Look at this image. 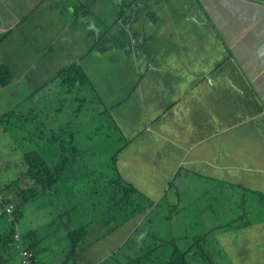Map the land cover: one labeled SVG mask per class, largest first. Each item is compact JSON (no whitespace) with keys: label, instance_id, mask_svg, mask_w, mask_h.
Instances as JSON below:
<instances>
[{"label":"crops","instance_id":"0c3cea01","mask_svg":"<svg viewBox=\"0 0 264 264\" xmlns=\"http://www.w3.org/2000/svg\"><path fill=\"white\" fill-rule=\"evenodd\" d=\"M75 62L89 83L72 90L120 138L117 176L186 212L213 264H264V0H0V65L13 76L0 91L22 84L29 103L63 93L57 72Z\"/></svg>","mask_w":264,"mask_h":264},{"label":"trees","instance_id":"16d2710c","mask_svg":"<svg viewBox=\"0 0 264 264\" xmlns=\"http://www.w3.org/2000/svg\"><path fill=\"white\" fill-rule=\"evenodd\" d=\"M57 77L66 90L83 87L89 83L79 62L60 68L57 72ZM12 79L13 76L9 69L0 65V85L6 86ZM43 102H45V100H40L41 104ZM47 118H49V116ZM41 123L45 125V122L41 120L34 128L32 125V128L29 127L27 131L25 127L23 133H20V135L15 138H11V143L9 145L7 144L5 148L10 149L9 155L10 152H13V155L19 153V155L13 160L4 156V162H0V210H2L0 218L8 216L6 223L2 222L0 219V224L2 225L0 230V264H44L40 261L38 256L42 251L39 248L40 240L35 237L34 231L32 230L31 232L29 231L25 234H21L17 228L18 224L16 223V218L20 211V205L26 203L30 198H33L35 193H39V195H43L47 198L50 190L60 180L62 186L60 185L61 189L58 191H62L64 188L68 191L69 187L70 192L63 195L61 199V196H56L58 199L57 204L64 203L66 205V207L64 206L62 208V211L66 212V215L69 212L75 211V219L79 216L86 220L85 223L74 220L73 223L76 225L71 224V226H66L65 237L68 240V248L62 264H69V262H71V264H79L78 256L84 250L86 251L89 249L98 251L99 249L95 246L99 243L98 239L105 238L108 234H111L119 228L121 222H117L115 217H111L110 209L112 208H117L119 215L124 217L127 216L125 219L126 222L132 221L137 215L144 214L146 211L147 214L142 219L141 223L136 226V230H134L129 235L128 239L118 247L121 252L117 254L113 253V255L107 256L104 259L101 258V261L105 259H108V261L116 259L118 261L117 264H133V261H137L138 264H189L188 259L194 257L199 258L201 263L206 262L204 264H213V262L211 263V259L209 260V257H206V252L203 250L204 245L202 242L206 235L198 233L199 229H201L200 225L199 228L190 227L193 226V224L189 223V220L181 219L184 212L178 211L177 207H172V205H170L167 212H163L164 215L161 216V218L171 228H176L177 225H185L187 228L180 232L182 236H179L176 240H167L165 242L158 234L149 233L156 225L155 222L158 217L157 212L163 207L164 203L161 202L156 204L148 198H146V200L134 189V187L122 181L121 178L117 176L115 162L121 147L118 144L120 138H116L117 135L114 132V126H109V128H94V137H92L91 133H86L85 130L78 129L77 133H80V139L75 138L77 133L72 131L71 128L67 133H63L66 129L61 127L60 130H62V132L59 133V136L62 138L53 137V139H57L53 145L51 138H44L42 136L43 129H40ZM109 124L111 123H107V125ZM112 129L113 132L111 133ZM110 133L111 135H109ZM90 136L96 142V148L99 147L103 149H85L92 140ZM77 144L78 147H76ZM0 147L3 146L0 144ZM111 147L114 148L110 149ZM44 149H46V151L47 149H56L57 154L56 151L53 150V154L50 157L51 159H46L43 152ZM58 149H65V153L60 152ZM104 151H108L105 157L107 161L104 159L102 163ZM65 156L66 159H59L57 162L53 160V158H64ZM77 161L81 163L80 167H74ZM67 163H69L70 166H66ZM78 168L80 172L77 171ZM81 168L84 169L82 172ZM84 173L88 175L90 180L93 175L95 178L106 179V182L103 183L105 187H102L103 190L105 189V193L108 194L107 201L110 203L106 211H103L100 207L102 202L99 200L98 202L97 200L93 201L90 199L91 201L84 202L86 198L89 197H85V200H82L85 204L78 209L77 206L79 201L77 198V200L75 199L76 196L72 190L74 183L73 179L78 182ZM71 179L72 181H69ZM66 180L69 182L68 186L66 185ZM81 184L87 186L86 183ZM13 187L17 188L15 193H13ZM97 193L99 194L100 190L90 189L89 192H86V196H93ZM70 197L75 199V203L71 205ZM261 197L264 199V195H261ZM50 201L53 202L51 199ZM8 208L10 210L9 213L5 211ZM47 213L46 211L45 214L48 215ZM67 221H70V218H67ZM232 222L233 221L228 222V226H230ZM9 223L11 226H9ZM147 223L148 226H150V230L147 234H145V230H141L140 232V229L147 225ZM6 224L7 226L5 227ZM233 226L236 227L235 225ZM93 228L99 229L102 233H94L92 231ZM193 230L198 231L197 233H192ZM91 231L95 235L97 234L96 238L92 235L91 238L89 237L90 234H92ZM138 233L143 234L144 237L137 240V244H139L137 247L138 250H132V252H135V254L141 252V256L145 263L142 262L141 258L126 259L124 254V249H131L134 235ZM147 235L150 236L148 237ZM148 238L152 239L151 244L148 243ZM184 240V244L181 245V242ZM144 243L147 245L146 248L143 246ZM114 244H118V242ZM153 250L156 251V253H154Z\"/></svg>","mask_w":264,"mask_h":264},{"label":"rangeland","instance_id":"374dc122","mask_svg":"<svg viewBox=\"0 0 264 264\" xmlns=\"http://www.w3.org/2000/svg\"><path fill=\"white\" fill-rule=\"evenodd\" d=\"M16 84V83H15ZM14 85H12L13 87ZM15 89H10V92H14V96H8V93L6 91L1 90L0 91V144L3 147H0V162H4L3 157L6 156L8 159H14L19 153L14 154L13 152L9 153V148H5V146L11 143L10 139L15 138L20 135V133H23L26 127V130H29V127L33 128L35 125H38L41 120L45 122L44 124H40L42 128V136L44 138L49 137L51 138V141L53 145L55 144V141L57 139H53V137L62 138L59 136V133L62 132L61 127L66 129L63 133H67L69 129L71 128L72 131L77 133L79 130H85L86 133H91L92 137H94V128L97 127H104L107 128L108 125L106 121V116H104L105 112L102 110L101 106L97 104H90L87 102L85 96L81 94L78 90H69L70 93H67L68 90H63V93L59 89H53L52 87L45 92L48 94V96H42V100H45L42 104L40 101L36 103L37 100H39V97L35 98L33 101L30 98V103L28 101V96H26V90L22 86V84H16ZM50 98V99H49ZM33 102V105H32ZM7 107V108H6ZM6 109V110H5ZM34 109V110H32ZM49 116V118H47ZM59 130V132H58ZM62 133V134H63ZM105 133V132H104ZM64 135V134H63ZM65 136V135H64ZM91 137V136H90ZM89 145L85 149H103V148H96L97 144L93 140V138ZM76 139H80L81 135L80 133H77L75 135ZM114 138V137H113ZM112 138V139H113ZM35 144V142H34ZM78 147V144L76 145ZM114 147H111L110 149H113ZM13 149V148H12ZM56 149H44V155L46 159H51V155L53 154L52 151ZM60 152L65 153V149H58ZM49 152V153H48ZM73 152V151H72ZM47 153V154H46ZM108 151H104V155L102 157V163L104 162L106 154ZM57 154V151H56ZM112 154V152H111ZM59 159H66V156L64 158H53L54 161L57 162ZM106 160V159H105ZM107 161V160H106ZM75 162V161H74ZM70 166L69 163L66 164V166ZM81 163L77 161L74 165L77 167H80ZM104 169V168H102ZM101 169V170H102ZM84 169L81 168V172ZM77 171L80 172L79 168ZM108 174V173H107ZM111 174V172H110ZM79 178V177H78ZM77 178V179H78ZM97 179V180H96ZM102 178H95L94 175L92 179L90 180L88 178V175L85 173L82 175L81 179L78 182L86 183L87 186L82 185L81 183L76 182L73 179V188L72 190L75 193V199L77 198L79 201L78 209H80L82 206H84V202L89 201L90 199L93 201H100L102 202V205L100 206L103 211H106L110 206L108 199V194L105 193V189L103 190L102 187L104 186V182H106V179ZM66 185H69L68 180H66ZM69 181H72L69 180ZM61 180L53 186V188L50 190L48 197H44L43 195H39V193H35V196L33 198H30L26 201V203H23L20 205V211L18 213V216L16 218L17 228L21 234H25L26 232L34 231L35 237L40 240L39 242V248L42 250L40 254H38L39 259L44 264H62L64 261L65 253L68 248V240L65 237V230L66 226L71 224L76 225L73 223L74 220L77 222L81 221L83 223L86 222V220L82 217H76L74 218L75 211L69 212L66 215V212H63L62 208L66 205L64 203L57 204L58 199L56 196H61L60 199L63 197V195H66L70 192L69 187L68 191L65 190L64 186L62 191H58L61 189ZM59 185V186H58ZM62 186V185H61ZM57 187V188H56ZM190 187V186H189ZM83 188V189H82ZM191 188V187H190ZM90 189L98 191L100 190V193L95 194L93 196H86V192H89ZM107 189V188H106ZM15 190H17L16 187H13V193H15ZM20 190V189H18ZM54 191V192H53ZM181 197L184 199L186 195L183 192H180ZM237 196V190L231 191V197ZM85 197L86 201L82 202V200ZM71 198V197H70ZM50 199L53 201L51 202ZM75 199L71 198L70 205L75 203ZM76 199V200H77ZM85 200V199H84ZM90 200V201H91ZM98 201V202H99ZM230 205L233 206L232 200H230ZM224 202V201H223ZM60 203V202H59ZM69 204V203H68ZM88 205V204H86ZM226 205L225 207H227ZM223 207V208H225ZM169 208H165L164 205L160 210H158L157 214V220L155 222V226L152 228V230L149 232L150 234H158L160 238H162L163 241L167 240H176L179 236H182L180 232H182L183 229L187 228L184 226L177 225L176 228H171L169 225L165 223V221L161 218V216L164 215L163 212H167ZM48 212L46 215L45 212ZM187 211V210H186ZM77 212V210H76ZM236 212V209L234 211ZM186 213V212H185ZM184 213V214H185ZM233 213V217L229 219L226 215H223L222 218V225L226 224L229 220H235L238 214L235 215ZM0 214H2V210H0ZM111 217H115L117 222H126L125 219L127 216H122L118 214L117 208L110 209ZM169 214V213H167ZM8 217V216H7ZM6 216L1 217L0 219L2 222L6 223V220L8 219ZM67 218H70V221H67ZM136 220L141 222V218H136ZM220 224V223H218ZM233 225H237L235 222H233ZM7 224L5 225V227ZM9 226L10 223H9ZM2 228V225L0 224V230ZM146 231L145 234L150 230V226L145 225L140 229V232ZM222 230H228L233 231V229L224 228ZM92 231L94 233H102L99 229L93 228ZM91 231V233H92ZM170 231V232H168ZM121 232V231H119ZM117 232V233H119ZM179 232V233H178ZM94 233L90 234L96 238L97 234ZM148 237L150 235H147ZM111 237L110 234H108L105 238H99V243L95 246L99 249L98 251L90 250L85 251L86 257L85 261L86 264H117L118 261L116 259L109 260L105 259L101 262H98L101 258H106L109 255L117 254L118 252H121L120 249H112V243L107 244V240ZM119 235H114V238H118ZM141 237H144L143 234H136L134 235V241L132 244L131 249H124L125 251V258H141L142 262L145 263L144 259L141 256V252L135 254V252H132V250H138L137 247L139 244H137V240H139ZM145 239L147 240L146 236ZM94 242V240H93ZM185 240L181 242V245H183ZM148 243H152V239L148 238ZM91 246V245H90ZM89 246V247H90ZM144 248L147 247V245L144 243ZM88 247V248H89ZM154 253L156 251L153 250ZM160 252V251H157ZM153 258V257H152ZM133 259V260H134ZM107 260V261H106ZM130 260V259H129ZM189 264H204L201 263V260L199 258L190 257L188 259ZM133 264H138L137 261H133ZM156 263V261H155ZM209 263V262H208ZM212 263V261H211ZM71 264V262H69ZM79 264H81V258H79Z\"/></svg>","mask_w":264,"mask_h":264},{"label":"clouds","instance_id":"9594fccd","mask_svg":"<svg viewBox=\"0 0 264 264\" xmlns=\"http://www.w3.org/2000/svg\"><path fill=\"white\" fill-rule=\"evenodd\" d=\"M5 211H6L7 213H9V212H10L9 208H8V209H6ZM109 256H110V255H109ZM109 256H108V257H109ZM98 262H101V259H100Z\"/></svg>","mask_w":264,"mask_h":264}]
</instances>
